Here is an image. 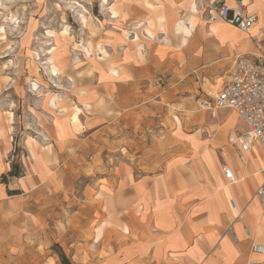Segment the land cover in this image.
<instances>
[{
	"label": "crops",
	"instance_id": "1",
	"mask_svg": "<svg viewBox=\"0 0 264 264\" xmlns=\"http://www.w3.org/2000/svg\"><path fill=\"white\" fill-rule=\"evenodd\" d=\"M191 1L196 2L198 13L193 11V16L199 21L193 36L179 32L187 39L179 46L174 23L187 16ZM237 1L255 16L249 32L243 33L229 23L214 25L210 31L203 20L205 12H211L215 5L232 9ZM111 7L120 15L110 20L118 33L104 38L107 57L102 61L107 64L98 76L101 88L97 91L83 86L75 91L73 106L81 110V129L78 131L71 120L74 107L67 117L54 116L52 122L56 119L63 128L61 138L50 133V127L38 129L41 136L37 140H23L27 157L21 161L19 177H8L6 184L0 179V259L13 253L34 254L41 259L38 239L46 231L44 205L54 202L42 198L41 193L65 174L60 167L63 159L72 161L67 164L75 170L77 148L87 140L83 135L84 109L101 103L106 110L110 105L122 110L128 97L140 94L141 81L155 74L173 78L174 73H191L203 80L202 86L215 79L211 85L217 86L216 92L236 56L264 50V0H119ZM157 14L164 17V30L147 25L146 19ZM146 29L152 32L151 38ZM169 33L175 38L174 45H169ZM206 95L213 94L208 89ZM199 110L194 115L198 129L186 135L189 138L179 135L180 155L167 160L157 172L145 175L121 164L115 177L105 178L106 183L98 185L96 196L90 193L91 198H85L84 208L90 213L73 211L70 237L75 240L70 243L66 262L56 264H251L256 255L262 256L252 253L251 245L264 244V208L255 195L263 182L259 170L264 167V155L256 145L241 152L237 144L229 143L231 126L237 128L241 123L233 111ZM223 110L230 113L221 115ZM203 113L206 122L200 124ZM13 126V110L0 111V178L11 170L7 156L12 148ZM199 129L202 137L196 133ZM224 166L231 169L235 184L224 179ZM8 191L20 194L9 195ZM230 227L234 237L228 232ZM46 235L58 236L53 232ZM29 239L35 244L29 245Z\"/></svg>",
	"mask_w": 264,
	"mask_h": 264
},
{
	"label": "rangeland",
	"instance_id": "2",
	"mask_svg": "<svg viewBox=\"0 0 264 264\" xmlns=\"http://www.w3.org/2000/svg\"><path fill=\"white\" fill-rule=\"evenodd\" d=\"M117 1L0 0V111L6 113L13 110L14 113L12 148L7 156L10 163L22 167L21 161L27 157L23 140H37L41 136L37 130L44 126L46 130L50 127V133L61 138L63 128L56 119L52 122V118L68 116L70 107H74L77 87H93L97 91L101 88L98 76L100 69L107 64L102 61L103 57H107L103 50L104 38L118 33V28L110 21L120 16L111 7ZM193 11L198 13L195 1L188 4L187 16L175 21L174 34L181 33V29L186 32L185 28L193 22V36L199 21L193 16ZM203 17L208 28L210 24L222 23L207 22L209 12H205ZM146 22L151 28L156 25L164 30L161 14L147 18ZM145 32L148 38L152 37L149 29ZM139 36L143 39L141 34ZM180 38L181 35L179 46ZM167 39L169 45H174L175 38L171 33ZM54 66L56 75L52 72ZM107 69L114 73L111 66ZM174 74L173 78L155 74L150 80H142L140 94L128 97L122 110L116 105H110L106 110L101 108V103L84 109L86 126L83 131L86 132L83 135L87 140L77 148L75 170L68 167L67 162L72 161L63 159V166L60 167L65 174L61 173L60 179L43 188L41 193L42 198L54 201L44 205L46 231L44 237L38 239L40 252H43L38 254L41 259L37 260L34 254L13 253L4 255L0 262L56 264L61 262L62 256L66 262L68 249L72 247L70 243L75 240L70 237L74 224L70 216L73 211L90 213L89 208L85 210L83 201L91 198L90 193L96 196L94 192L100 183H106L105 178L115 177L121 164L133 168L139 175L157 172L167 160L180 155L181 137L189 138L186 135L198 129L194 117L197 111L200 112L198 100L206 97L215 79L205 81L202 86L203 80L196 75ZM215 90H210V93L214 94ZM53 100L56 107L52 105ZM80 111L74 107L71 117L78 131L81 129ZM216 112L218 110L213 111ZM221 113L225 115L230 111L223 110ZM201 118L204 124L206 113ZM212 118L215 119L214 116ZM228 120L232 121L229 117ZM51 122L53 124L47 126ZM236 122L239 121L236 119ZM240 124L237 128L233 125L235 129L228 135L230 144H233L230 139L235 140L241 135L244 126ZM196 133L202 137L200 129ZM192 144L195 142L192 141ZM54 161L56 163L55 158ZM67 167L72 169L69 173ZM236 215L240 216L239 211ZM49 232L58 236L49 237L46 235ZM27 243L35 244L30 239ZM262 259L256 257L251 264H260Z\"/></svg>",
	"mask_w": 264,
	"mask_h": 264
},
{
	"label": "built area",
	"instance_id": "3",
	"mask_svg": "<svg viewBox=\"0 0 264 264\" xmlns=\"http://www.w3.org/2000/svg\"><path fill=\"white\" fill-rule=\"evenodd\" d=\"M208 21L229 23L241 32L248 33L255 22V16L247 12L242 1H237L232 9L224 5L214 7L209 12ZM198 101L202 111H233L244 126L238 137L239 150L246 152L256 145L264 155V50L236 56L228 77L219 89ZM222 174L227 182H233V173L228 167H223ZM260 174L263 182L255 195L264 208V167L260 169ZM230 205H234L232 200ZM228 232L234 237L231 227ZM244 233H248L247 229H244ZM251 251L264 256V244H252Z\"/></svg>",
	"mask_w": 264,
	"mask_h": 264
},
{
	"label": "bare ground",
	"instance_id": "4",
	"mask_svg": "<svg viewBox=\"0 0 264 264\" xmlns=\"http://www.w3.org/2000/svg\"><path fill=\"white\" fill-rule=\"evenodd\" d=\"M149 7V9H153V7H152V5H149L148 6ZM192 14V13H191ZM195 14H197V12L195 13ZM207 22H211V21H207ZM221 21H218V22H211V23H220ZM222 23H225V22H222ZM181 29V28H180ZM193 29H194V23L192 22V23H190V26H189V28L187 27L186 28V32L183 30H181V32L182 33H187V34H189V35H191L192 36V31H193ZM209 29H210V31H212V29H214V25L213 24H210V26H209ZM179 35H181V34H179ZM187 39L185 38V37H183L182 35H181V38H180V45H184L187 41H186ZM52 72H53V75H56L57 74V69H56V67L54 66L53 67V69H52ZM215 89H217V86L216 85H211L210 86V90L211 91H213V90H215ZM215 117V116H214ZM200 119H202L201 118V116H200ZM176 120H177V122H178V124L180 125V122H179V120L176 118ZM235 120V119H234ZM202 122H203V120H201ZM201 122V123H202ZM231 129H235V127H233V126H231ZM234 132V131H233ZM232 142L233 143H235V144H238V138L236 137L235 138V140H232ZM223 169V168H222ZM230 169V168H229ZM262 169V168H261ZM231 170V169H230ZM259 173H260V170H259ZM237 181H236V178L233 180V182L232 183H236ZM256 257H259V258H264V256L262 255V256H257L256 255ZM254 264H256V263H254Z\"/></svg>",
	"mask_w": 264,
	"mask_h": 264
},
{
	"label": "trees",
	"instance_id": "5",
	"mask_svg": "<svg viewBox=\"0 0 264 264\" xmlns=\"http://www.w3.org/2000/svg\"><path fill=\"white\" fill-rule=\"evenodd\" d=\"M19 175H20V168H19V165L18 164H16V163H13V164H11V170H10V172L7 174V175H2L1 176V183H4V184H6V182H7V178L8 177H19ZM8 194L9 195H17V194H19L18 193V191H8ZM65 259H64V257L62 256L61 257V261L63 262V263H65V261H64Z\"/></svg>",
	"mask_w": 264,
	"mask_h": 264
}]
</instances>
